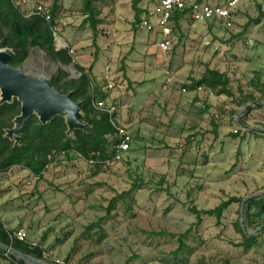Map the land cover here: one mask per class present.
Here are the masks:
<instances>
[{"label":"rangeland","instance_id":"rangeland-1","mask_svg":"<svg viewBox=\"0 0 264 264\" xmlns=\"http://www.w3.org/2000/svg\"><path fill=\"white\" fill-rule=\"evenodd\" d=\"M134 1H93L97 51L85 0H57L54 21L75 64L87 70L99 60L93 96L111 66L108 101L132 137L130 150L100 163L57 155L42 179L17 166L0 172V221L9 234L25 229L44 264H264V208L251 202L264 200V17L256 23L264 0H244L230 28L180 22L166 54L155 33L133 28ZM54 2L28 0V9ZM21 68L49 81L60 72L80 77L38 49ZM206 69L226 76L229 94L194 83ZM109 140L112 150L117 138ZM232 198L240 201L219 221L198 222L190 211ZM251 236L256 246H238Z\"/></svg>","mask_w":264,"mask_h":264},{"label":"trees","instance_id":"trees-1","mask_svg":"<svg viewBox=\"0 0 264 264\" xmlns=\"http://www.w3.org/2000/svg\"><path fill=\"white\" fill-rule=\"evenodd\" d=\"M93 1L85 0L84 13L86 21L93 33V45L96 47V39L98 35L97 25L100 20L96 18L93 8ZM142 0H135L132 4L134 11V26L140 21L143 11L138 7ZM52 21L47 23L38 16L26 17L21 10L15 7L10 0H0V49H11L10 65L14 68H21L25 60L28 58L31 49L42 51L46 57L63 66L72 65L80 74L76 80L68 79V76L60 72L59 76L50 80L52 87L56 88L62 94L72 93V100L79 102L83 106V120L87 125L86 131L77 130L74 137L70 138L66 135L67 125L65 120L56 117L47 125H42L36 117L28 120L19 133L20 144L14 147L13 142L5 137V132L13 127V120L20 114V104L14 100L12 104H4L0 106V172L7 171L9 168L17 166L27 170L31 175L42 179L43 173L48 169L49 165L57 155H68L70 152H76L84 159L93 162H106L115 157V150H110L109 137L114 136V129L109 123L107 114L95 110L92 102L95 98L106 99L109 92H100L96 97L91 93L92 88V70L93 64L87 69H83L74 63L70 55V48L56 49L53 29L55 27V16L58 12L57 0L50 8ZM264 17V12L260 11L256 23ZM175 26L180 28L179 19L175 18ZM135 29V28H134ZM177 29H175L177 31ZM178 32V31H177ZM97 52L94 54V63L97 61ZM197 86L206 87L218 94H229L227 90L228 79L226 76L217 71L206 69L202 77L194 82ZM117 140L113 141L115 146ZM240 200L232 198L224 201L216 208L207 211L191 208V212L196 216L198 222L201 216L215 217L218 221L222 217L224 211L233 202ZM253 204L264 208V200ZM0 243L10 246L13 249L31 256L37 260L43 257V249L40 246L32 248L27 242L11 240L9 232L5 229L4 224L0 221ZM257 245L256 238L244 237L239 247L248 250ZM184 248V243L180 240V245L176 253ZM5 252L0 250V255ZM11 262L9 264H24L19 260L15 262L14 256H9Z\"/></svg>","mask_w":264,"mask_h":264},{"label":"built area","instance_id":"built-area-1","mask_svg":"<svg viewBox=\"0 0 264 264\" xmlns=\"http://www.w3.org/2000/svg\"><path fill=\"white\" fill-rule=\"evenodd\" d=\"M11 3L19 8L26 17L38 16L47 23H51L52 16L50 8L43 4H35L30 10L28 9V0H10ZM244 0H142L143 11L140 21L137 24L138 29L155 33L158 36L157 47L159 51L166 54L177 42L178 34L175 26V18L179 23L184 20H191L201 23L222 24L230 28L234 22V16ZM53 35L56 40V46L59 49L64 45L58 43L56 32L53 29ZM0 51L11 53L10 49H0ZM72 53V51H70ZM110 65L106 66L105 75L101 82L102 92H111L114 89V83L110 78ZM169 83V81H168ZM95 110L107 114L109 123L114 129V136L117 142L114 146L115 157L130 150L132 137L123 126L118 118V107L108 99L95 98L92 102ZM11 240L27 242L30 247L35 248L38 245L31 242L25 229L15 230L10 234ZM43 258L45 253L43 252Z\"/></svg>","mask_w":264,"mask_h":264},{"label":"water","instance_id":"water-1","mask_svg":"<svg viewBox=\"0 0 264 264\" xmlns=\"http://www.w3.org/2000/svg\"><path fill=\"white\" fill-rule=\"evenodd\" d=\"M10 60L9 53L0 51V106L12 104L14 100L21 105L20 114L13 120V127L5 132V137L13 142L14 147L19 146L18 133L32 116H36L44 126L56 117L63 118L67 125L68 137H74L77 130H86L88 126L81 122L83 106L72 100L71 92L60 93L52 87L48 79L30 75L20 67L14 68L10 65ZM0 250L24 262L27 260L40 262L1 243Z\"/></svg>","mask_w":264,"mask_h":264},{"label":"crops","instance_id":"crops-1","mask_svg":"<svg viewBox=\"0 0 264 264\" xmlns=\"http://www.w3.org/2000/svg\"><path fill=\"white\" fill-rule=\"evenodd\" d=\"M69 48V47H68ZM98 62H99V60H98ZM98 62L96 63V65L98 64ZM96 65H95V67L93 66V70H92V75H96L98 72H96ZM110 68H111V66H110ZM105 70H106V67H105ZM105 70H104V72L102 73L103 75L105 74ZM102 76V75H101ZM98 79H100V78H98ZM114 95V93L112 94V91H111V93H110V96H108L106 99H109V98H111V99H113V96ZM111 103H113V100L112 101H110ZM116 104V103H115ZM117 118H118V120H119V122L123 125V126H126L125 124H123L122 123V121L120 120V117H119V110H118V115H117ZM128 126V125H127Z\"/></svg>","mask_w":264,"mask_h":264},{"label":"bare ground","instance_id":"bare-ground-1","mask_svg":"<svg viewBox=\"0 0 264 264\" xmlns=\"http://www.w3.org/2000/svg\"><path fill=\"white\" fill-rule=\"evenodd\" d=\"M58 43H59L60 45H63V43H61V42H59V41H58ZM27 263H28V264H44V263H42L41 261H40V262H35V261H30V260H27Z\"/></svg>","mask_w":264,"mask_h":264}]
</instances>
